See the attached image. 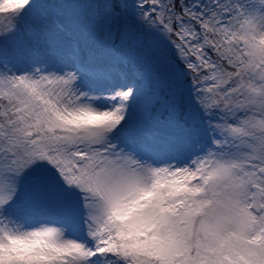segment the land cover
I'll use <instances>...</instances> for the list:
<instances>
[{"label":"snow or ice","instance_id":"obj_1","mask_svg":"<svg viewBox=\"0 0 264 264\" xmlns=\"http://www.w3.org/2000/svg\"><path fill=\"white\" fill-rule=\"evenodd\" d=\"M0 264H264V0H0Z\"/></svg>","mask_w":264,"mask_h":264}]
</instances>
